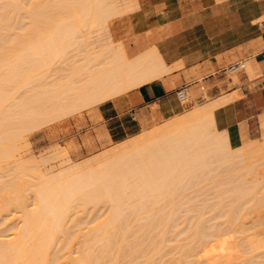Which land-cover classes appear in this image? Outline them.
Wrapping results in <instances>:
<instances>
[{"label":"bare ground","instance_id":"6f19581e","mask_svg":"<svg viewBox=\"0 0 264 264\" xmlns=\"http://www.w3.org/2000/svg\"><path fill=\"white\" fill-rule=\"evenodd\" d=\"M139 9V0H0V264H211L218 257L231 264L237 255L261 264L259 255L248 257L264 242L243 207L263 193L264 145L215 120L237 91L79 163L64 147L40 158L26 153V134L42 121L174 69L154 47L128 58L124 40L137 33ZM51 159L58 170L46 169ZM210 188L243 207L208 208L217 198ZM193 189L191 197L205 190L211 202L184 213L176 206Z\"/></svg>","mask_w":264,"mask_h":264},{"label":"crops","instance_id":"0c3cea01","mask_svg":"<svg viewBox=\"0 0 264 264\" xmlns=\"http://www.w3.org/2000/svg\"><path fill=\"white\" fill-rule=\"evenodd\" d=\"M140 1L139 11L133 14L137 30L133 44L126 43L132 37L124 40L126 54L133 59L154 47L174 69L161 79L101 104L96 109L101 122L91 129L101 128L108 140L118 143L182 113L184 103L177 97L180 88L197 93L212 86L196 99L205 101V96L235 84L229 92L208 100L230 92L241 94L215 110L217 127L246 126L247 131L254 127L259 134L260 121H264V0ZM137 25H142L141 30ZM233 61H243L244 72L226 74L225 68ZM194 73L202 78H195Z\"/></svg>","mask_w":264,"mask_h":264},{"label":"rangeland","instance_id":"374dc122","mask_svg":"<svg viewBox=\"0 0 264 264\" xmlns=\"http://www.w3.org/2000/svg\"><path fill=\"white\" fill-rule=\"evenodd\" d=\"M141 35H143V34H141ZM133 40H134V37L130 38V40H127L126 41L127 45L131 46L133 44ZM130 57H131V54H130ZM234 62H236V61H233L231 63H234ZM193 75L195 76V78H202V75H200V74L194 73ZM233 86H235V84L234 85L233 84H229V89L224 90V89L221 88L220 93H218V94H216L214 96L213 95H209L208 97L205 96V98H206L205 101L201 102V103H198V101L196 100L197 97L202 92L205 93L206 91H209L210 89H212V86H205V88L202 90V92L199 91L197 93H189V97H188L187 102H185L183 104V106H184L183 112L174 115L172 118L168 119L167 121L175 118L177 115L179 116V115L184 114L185 112L193 110L197 106L203 105V103L207 102L208 100H210V99H212V98H214V97H216V96H218V95H220L222 93L229 92L230 89L233 88ZM100 105H97L96 107L89 108V109H87V108L86 109H81V110L79 109L80 111L76 110V113L74 111V113H71V115H68L66 117L65 116L60 117V115H59L60 118H56L57 120H55V117L54 118L52 117L53 119L49 118L51 120V123H50V121H45L44 120L41 123H39L40 126L37 124L38 128L35 127L33 129H31L30 131H28L29 133L27 132V134H26L27 135L26 136L27 142L29 143V147L26 150V153L29 154L28 156L31 155V156H33L35 158H40L43 155H47V156H48V154L51 155L52 153H54L53 152L54 150H50V149H53L51 147H53V146L56 147L57 146L60 150L63 149L62 147L66 148L70 158L73 160L72 162L79 163V162H81L83 160L89 159L90 157H94L95 154L97 155V153H101V152H103V150L105 151L106 149L111 148V147L123 142V141H121V142L115 143V142H112L111 140H108L107 139L108 138V134L107 133L104 134L102 132L101 128H93V129H91L92 126H95V125L99 124V122H101V119L97 116V110H96ZM88 122L90 124H88ZM158 124H160V123H158ZM158 124H156V125H158ZM260 125L261 126H260L259 134H256V132H255L256 129L254 127L251 129V131H247L246 126H245V129H246V138L250 139V140L253 139L254 141H256V143L258 145L261 146V145H264V136H263L264 135V133H263L264 132V129H263L264 127L262 128V126H263L262 125V120L260 121ZM145 129H149V128H145ZM129 139L130 138H128L126 140H129ZM126 140H124V141H126ZM45 153H47V154H45ZM59 162H60L59 159L58 160L57 159H55V160L51 159V161H49V164H47L45 167H46V169H51L53 171H56V170L59 169V164H60ZM52 168H56V169H52ZM217 184L218 183H216V185ZM212 185L215 186V184H212ZM219 188H221V187H219ZM219 188H217V189H219ZM197 189H199V187ZM197 189L187 190V193H185L186 192L185 191L184 193L187 194L188 197L187 196H185V197L183 196L185 199H182V200L180 199L181 200V202H180L181 204L179 203L178 206H176V208L181 206V207H179L180 210H183V212L185 213L186 210H191V209H193V210H195V209H197V210L200 209L201 210L203 208H205V209H208V208L213 209L214 208V209H217V210L232 209V208L236 209L235 205L238 208H240V209H241V207H243L242 205L241 206L239 205L240 202H242V200H240V202L238 203V198L239 197L232 196L231 198H229V196H231V195H230V191H228V190H226V191L229 192V196L228 195H225L226 197L222 196V198L220 197V200H219V197H217V196L220 193L216 192L217 189H211L210 188V190H208V193H211L210 195H213V196L217 197L216 198V202H214L215 201L214 200L215 197H212V196L205 197V196H203V194L205 193L204 192L205 190L200 191L201 193L203 192L201 197H198L199 195L197 196V194H195V195H193L191 197V195H190L191 192H193V191L195 192V190H197ZM222 189L223 188L219 189V191L221 190L220 191L221 193L224 192L226 194V191H224L225 189H223V190ZM181 192L183 193V190ZM200 192L198 191V194ZM263 193H264V190H263ZM263 193L260 192L258 194L257 197L259 198V200L257 199L254 202L252 201L249 204H247L246 206L244 205V207H243V209H245L244 212L247 210L246 212L249 213V217L246 220V222H247L248 226L249 225L252 226V224H254V226H253L254 227L253 228V234L257 237V239H261V240H259L260 242H262V241L264 242V196H263L264 194ZM231 194H232V192H231ZM261 194H263V195H261ZM227 197L229 199H231L230 202H229V199ZM181 198H182V196H181ZM187 198H188V200H187ZM210 198L213 199V203H214V204L212 203L213 205H215V203H217L218 200H219V203L222 202L223 198H224V202L225 203H222V204L220 203V205H217V206L216 205L215 206L211 205V206H208V208H207V206L204 203H206V202L209 203L208 201L211 202V200H209ZM233 198H236L235 199L236 203L235 202L231 203ZM186 200H187V202H186ZM201 200H202V203H201ZM227 200H228V202H227ZM248 200L245 199V201H248ZM243 202H244V200H243ZM182 203L186 204V205H183ZM219 203H217V204H219ZM227 203H228V206L230 208L226 206ZM232 204H233V206H232ZM219 206H220V208H219ZM182 207H183V209H181ZM206 216L210 217L211 213L207 214ZM195 217H197V215H195ZM222 220L223 219L216 221V224L218 223V225H219L222 222ZM256 237H255V239H256ZM213 245H214V243L211 244V248H212ZM214 248H216V244H215ZM214 248H212V249H214ZM248 254H249L248 257L249 256L250 257H252V256L254 257L255 255H259V257H260V258L258 257L259 263L261 262V264H264V248L263 249H259V251H255L254 253H248ZM242 256H243V254H242ZM201 257L204 258L203 256H201ZM237 257L236 258L238 259V261H237V259H236V261H234L235 258L231 262L229 260L228 261L231 264H241V262H242V264L243 263L250 264V263H252V260H253V258L252 259L249 258V260L247 262V260L243 259L244 256L242 257L243 261L239 260V259H241V256L237 255ZM231 258H233V257H231ZM231 258H230V260H232ZM205 259H206V257H205ZM205 259H203V261ZM218 259H219V257L214 259L212 262L214 264L215 263L218 264L219 263ZM227 259H229V257H227ZM246 259H248V258H246ZM197 260H199V259H197ZM199 262H201L200 264H202V259ZM212 262L210 261L211 264H213ZM226 262H227V260L225 258V263ZM207 263L208 262L204 261L203 264H207Z\"/></svg>","mask_w":264,"mask_h":264},{"label":"built area","instance_id":"2783aa9c","mask_svg":"<svg viewBox=\"0 0 264 264\" xmlns=\"http://www.w3.org/2000/svg\"><path fill=\"white\" fill-rule=\"evenodd\" d=\"M245 70V64L243 61H237L234 63L229 64L226 68H225V73L228 75H232V74H239L244 72ZM177 97L179 99L180 102L185 103L188 100L189 97V93L187 92V87H183L180 88L177 91ZM204 99H199L198 103L203 102Z\"/></svg>","mask_w":264,"mask_h":264}]
</instances>
